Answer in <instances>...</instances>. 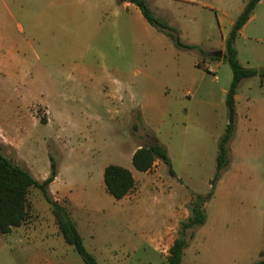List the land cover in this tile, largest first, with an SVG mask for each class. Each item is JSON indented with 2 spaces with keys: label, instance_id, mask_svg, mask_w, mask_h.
I'll return each instance as SVG.
<instances>
[{
  "label": "rangeland",
  "instance_id": "374dc122",
  "mask_svg": "<svg viewBox=\"0 0 264 264\" xmlns=\"http://www.w3.org/2000/svg\"><path fill=\"white\" fill-rule=\"evenodd\" d=\"M147 2L184 42L206 53L176 46L130 2L0 0V151L23 167L33 166L38 179L51 170L52 154L60 183L87 198L94 237L82 234L100 264H168L165 250L180 235L195 196L211 190L218 141L228 124L225 98L233 71L221 52L248 0ZM241 32L240 62L264 69V0ZM115 87L122 104L108 97ZM65 98L68 105L62 104ZM157 131L170 134L185 198L174 231L164 240L155 234L159 249L135 233L127 217L131 208L143 209L147 191L140 193L139 184L132 203L115 214L121 201L104 182L106 166L119 164L155 192L156 171L144 177L130 155ZM22 132L27 145L19 157L10 143H18ZM228 147L231 163L205 204L206 222L193 238L192 229L187 231L185 264H253L264 257V78L259 74L238 87L236 130ZM162 177L159 173L158 183ZM170 180L167 193L173 189ZM50 192L53 196V186ZM142 215V227H150L159 206L149 204ZM155 222L153 227L161 225L162 218ZM58 230L49 202L33 187L28 220L10 233L0 232V264H86Z\"/></svg>",
  "mask_w": 264,
  "mask_h": 264
},
{
  "label": "trees",
  "instance_id": "16d2710c",
  "mask_svg": "<svg viewBox=\"0 0 264 264\" xmlns=\"http://www.w3.org/2000/svg\"><path fill=\"white\" fill-rule=\"evenodd\" d=\"M118 1L135 4L145 19L152 26L171 38L176 46L186 49L198 48L201 53H206V50L202 46L184 42L176 27L171 26L169 23L155 16L147 0ZM260 1L261 0H248L243 10L234 21L226 39L223 58L231 66L233 77L225 98L228 124L225 132L218 141L216 173L211 180V190L207 194L198 193L195 196L190 207V215L188 219L182 223L180 235L177 236L173 245L169 248L168 264H185L183 262V256L188 244L187 231L192 229L190 237L193 238L195 229L206 222L205 204L213 197L217 182L222 177L224 170L231 163L228 146L236 130V94L240 83L245 78L253 77L258 74L264 78V69L260 70L255 67L244 66L240 62L235 45L240 30L251 18ZM211 58L213 60L220 59L215 55H211ZM200 65L201 63H199V66ZM50 160V175L40 180L35 177L30 169L15 163L13 159L0 151V232L10 233L14 227L21 226L28 220L31 189L33 187L38 188L49 202L59 232L65 241L74 246L86 264H100L95 255L85 246L83 235L72 217L71 208L67 200L59 201L55 199L50 192V184L58 175V164L52 154H50ZM156 160L163 161L168 166L169 173L175 175L168 147L162 143L157 136H154L153 141L150 143L141 145L137 148L132 157L133 165L139 171L150 170ZM104 182L107 191L116 199H122L127 196L133 191L136 185V179L131 169L113 163L107 165L104 170ZM253 264H264V257Z\"/></svg>",
  "mask_w": 264,
  "mask_h": 264
},
{
  "label": "crops",
  "instance_id": "0c3cea01",
  "mask_svg": "<svg viewBox=\"0 0 264 264\" xmlns=\"http://www.w3.org/2000/svg\"><path fill=\"white\" fill-rule=\"evenodd\" d=\"M248 21L243 26V28L240 30V33H242L241 31L247 26ZM236 48H237L238 57H239L240 51H239L237 46H236ZM118 90H119V87H115L114 89H112L111 92L108 93V97L112 98V100H114V102L117 101L119 104H122L123 95H122L121 91L120 90L118 91ZM237 98H238V90H237V94H236V107H237ZM66 99L67 98H65L62 101L63 105H68L69 102H67ZM131 99H134V96H131ZM141 115H142V118L144 119L145 118L144 112H141ZM22 134H23V137H21L22 139L18 140V143H16V144L10 143V145L15 149V151L18 154L19 157L24 152V150L26 148V145H27V138L25 137V134L23 132H22ZM169 135L170 134H168L167 131H164V132L163 131H157L156 132L157 138L168 147V150H169V153H170V156H171V160H172V165H173V168H174V171H175V175H171L169 173L168 166L161 160H156L154 165H153V167L150 170L142 171V172H144V177H145V175L147 173H150L152 171H156V173H155L156 177L154 179L155 184H151L152 186H154L155 192L152 191V187H150V185L148 183H143V180L139 181L136 178L135 173H134L132 168L126 166L127 168L131 169V171H132V173H133V175H134V177L136 179L135 188L140 186L139 184H141V186L139 188V192L143 193V195H144L146 193V191H147V193L145 194V197H144L145 198L144 199L145 202L142 205L143 209L138 210V208H131L127 212V214H128L127 217H129V219H130V224L133 226V228H135L134 232L140 234L141 236H144V241L147 244H150L151 247L154 244V236H155V234H157L158 237H160L161 239L164 240V238H167V236H168V234L170 232L174 231L173 229H175V225L172 224V223L175 222L176 219H178V218H180L182 216V205L185 203V200H184L185 198H184V196H182V194L184 193V189L182 190L184 185L181 182H180L181 186H180V184H178L179 183L178 181L180 180V177H179V175H178V173L176 171L175 165H174V159H173V155H172V143H171V141L169 139V137H170ZM140 146L141 145H138L137 148H139ZM136 149H134L132 151V153L130 155V158L133 157V154L136 151ZM26 167L28 169H30L32 171V173L35 172V170H36V169H33V166L28 165V164L26 165ZM50 171H48V170L46 171L45 170L44 173H43L44 177L40 178V180H43V179L47 178L49 176L48 174L50 173ZM159 173H161V176H164V177H162L160 183L157 182V179L159 178ZM169 178L171 179L169 182L172 185L173 189H172L171 192L168 191V193H167V186L166 185L168 184V179ZM221 178H220V180H221ZM172 179H176V182L175 181L173 182ZM220 180L217 182V184H219ZM52 186H53V197L55 199H57L59 201L67 200V202H68V204H69V206L71 208L72 217L76 221L77 226H78L81 234L85 232L89 236L94 237L92 235L93 232H91L89 230V227H90L89 215L90 214H89V209L86 206V202H87L86 199L87 198L85 196H83V195L78 197V195H75V194H73V192H71V189L69 188V186H67V185H65L63 183H60V172L58 173V175L55 178V180L50 184L51 188H52ZM160 188L165 189L166 193L163 192V189H162V193H160L159 192ZM131 194H132V192L129 193L124 198L118 199L119 201H121V205L119 206V208L117 207L118 209L116 208V210L113 211L115 214L120 213L122 211V209L125 206V203H127V204L128 203H130V204L132 203L131 202L132 198L130 197ZM161 194H163V195H161ZM140 200L141 199H139V201ZM136 202L138 203V201H136ZM151 203L152 204L156 203V205L159 206V216L156 218L154 215H151L152 219H151L150 227H148L147 225H146V227H142L144 222L142 220H139L138 217L143 216L142 212L143 213L147 212L148 206ZM120 208H121V210H120ZM159 218H162L161 225L153 227L152 224H154V222L157 221ZM137 219L139 221H137ZM145 223H147V222H145ZM135 225H136L137 228L135 227ZM176 238L177 237H174L171 240L169 246L165 250L166 252H169V248L173 245L174 240ZM154 248L155 249H159V247L155 246V244H154ZM261 252H260V254H261Z\"/></svg>",
  "mask_w": 264,
  "mask_h": 264
},
{
  "label": "built area",
  "instance_id": "2783aa9c",
  "mask_svg": "<svg viewBox=\"0 0 264 264\" xmlns=\"http://www.w3.org/2000/svg\"><path fill=\"white\" fill-rule=\"evenodd\" d=\"M215 78H218V76H217V75H215Z\"/></svg>",
  "mask_w": 264,
  "mask_h": 264
},
{
  "label": "water",
  "instance_id": "95a60500",
  "mask_svg": "<svg viewBox=\"0 0 264 264\" xmlns=\"http://www.w3.org/2000/svg\"><path fill=\"white\" fill-rule=\"evenodd\" d=\"M221 54L223 55V53L221 52Z\"/></svg>",
  "mask_w": 264,
  "mask_h": 264
}]
</instances>
